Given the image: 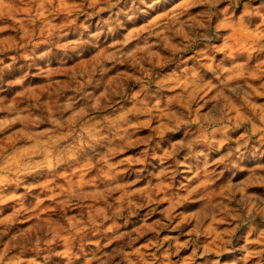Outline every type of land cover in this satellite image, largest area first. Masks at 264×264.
<instances>
[{
    "label": "clouds",
    "instance_id": "clouds-1",
    "mask_svg": "<svg viewBox=\"0 0 264 264\" xmlns=\"http://www.w3.org/2000/svg\"><path fill=\"white\" fill-rule=\"evenodd\" d=\"M0 264H264V0H0Z\"/></svg>",
    "mask_w": 264,
    "mask_h": 264
}]
</instances>
